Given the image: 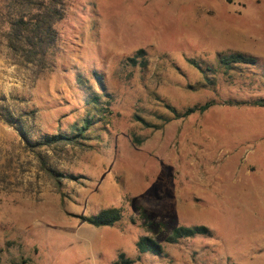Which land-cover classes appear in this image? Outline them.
Listing matches in <instances>:
<instances>
[{
  "label": "rangeland",
  "instance_id": "1",
  "mask_svg": "<svg viewBox=\"0 0 264 264\" xmlns=\"http://www.w3.org/2000/svg\"><path fill=\"white\" fill-rule=\"evenodd\" d=\"M65 4L44 71L0 46V113L12 123L0 119V264H264V108L226 104L264 99V0ZM233 52L257 67L207 81ZM208 101L184 118L166 107ZM86 117L83 137L37 148L42 160L19 135L77 136ZM109 208L123 214L114 226L81 219ZM181 226L209 234L165 243ZM142 236L162 254L141 253Z\"/></svg>",
  "mask_w": 264,
  "mask_h": 264
},
{
  "label": "trees",
  "instance_id": "2",
  "mask_svg": "<svg viewBox=\"0 0 264 264\" xmlns=\"http://www.w3.org/2000/svg\"><path fill=\"white\" fill-rule=\"evenodd\" d=\"M66 15L65 0H0V46L8 51L9 55L17 59L20 65H33L39 71H44L47 68V59L49 52L58 41V31L56 25L60 23ZM145 51L140 50L136 57H142ZM131 62H136L135 58L130 59ZM258 59L254 56L247 55L241 52L220 53L218 55V67L216 69L207 68L211 72V78L206 77V80H216L218 74L231 78L237 73L244 72L246 68H256ZM264 78V74L262 75ZM213 80V81H214ZM210 82V84L213 83ZM99 98H93L91 105L98 108ZM251 104L256 107L264 108V99H258L252 102H233L228 101V105ZM215 101H208L203 105L187 109L185 112H177L172 106L167 104V108L175 114L177 118L188 117L195 113H204L213 106ZM102 115V112L97 110L93 113V117ZM93 117L83 119L84 125L80 128V134L77 136H66L61 134L47 135L44 139L32 140V135L20 131V137L25 144V149L36 154V149L43 146H51L53 144H70L83 137L86 131L94 125ZM0 119L7 125H12L11 120H8L0 113ZM38 154V159L42 160L41 154ZM44 161V159H43ZM41 169L57 184L60 185L62 179L61 174L55 169L42 165ZM81 219L93 227H110L123 219V214L119 208H109L100 211L97 215L89 217L82 216ZM161 233H165L162 231ZM209 229L205 226L194 228L177 227L166 234L164 242L168 244H176L183 239L195 237L197 235H207ZM137 247L141 253H152L161 255L163 245L153 237L142 236L137 242ZM132 264V260H125L124 254L120 255V260L115 264Z\"/></svg>",
  "mask_w": 264,
  "mask_h": 264
}]
</instances>
